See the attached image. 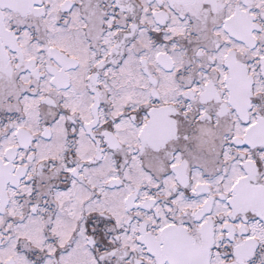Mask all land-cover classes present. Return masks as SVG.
Here are the masks:
<instances>
[{"label":"snow or ice","instance_id":"snow-or-ice-1","mask_svg":"<svg viewBox=\"0 0 264 264\" xmlns=\"http://www.w3.org/2000/svg\"><path fill=\"white\" fill-rule=\"evenodd\" d=\"M0 264H264V0H0Z\"/></svg>","mask_w":264,"mask_h":264}]
</instances>
